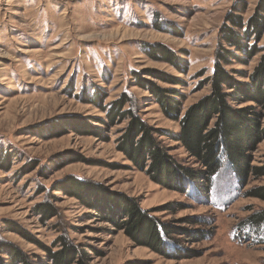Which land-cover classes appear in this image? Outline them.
Returning a JSON list of instances; mask_svg holds the SVG:
<instances>
[{"label": "rangeland", "instance_id": "rangeland-1", "mask_svg": "<svg viewBox=\"0 0 264 264\" xmlns=\"http://www.w3.org/2000/svg\"><path fill=\"white\" fill-rule=\"evenodd\" d=\"M239 1L248 17L258 0H0V264H8L6 244L35 261L44 258L18 229L51 247L64 236L90 256L89 264H264V244L235 232L250 212L264 208L263 199L248 196L264 185V175L239 186L222 167L210 192L165 188L118 151L126 121L102 126L97 107L102 97L106 104L130 93L146 124L164 133L156 137L165 153L200 168L170 137L177 122L143 86L176 88L183 109L207 95L217 30ZM153 44L174 52L177 63L153 57L147 52ZM258 57L226 68L248 73ZM256 109L264 126V106ZM251 156L252 165H264V135ZM71 178L130 197L172 230L193 235H171L177 243L165 255L137 245L72 196ZM43 202L58 214L42 221L36 208Z\"/></svg>", "mask_w": 264, "mask_h": 264}, {"label": "trees", "instance_id": "trees-1", "mask_svg": "<svg viewBox=\"0 0 264 264\" xmlns=\"http://www.w3.org/2000/svg\"><path fill=\"white\" fill-rule=\"evenodd\" d=\"M245 8L243 1L235 3L224 15L217 30L214 66L206 78L210 84L207 95L183 109L184 96L176 88H163L154 83L141 84L163 115L177 122L179 131L170 137L184 147L200 168L181 166L165 153L156 137L164 133L146 124L134 108L136 99L130 93L121 92L115 101L106 104H103V97L97 101V107L104 114L99 119L102 126L110 128L126 121L116 140L118 151L123 152L134 167L145 171L165 188L183 192L199 187L204 192H210L214 177L222 167L233 174L239 186H245L250 176L257 178L264 175V165L251 164V153L264 135V126L260 122L262 115L256 109L264 106V44H259L264 33V0L257 1L248 17L241 14ZM147 47V52L153 57L177 63L174 52L165 46L153 44ZM256 54H259L256 65L248 73L226 68L233 61L246 65ZM178 70L186 72L185 68L178 67ZM133 75L139 79L138 72H133ZM165 81L173 86L182 83L177 78H166ZM248 101L252 104L235 106ZM67 187L72 196H77L88 208L94 209L101 220L111 223L118 230L122 229L135 244L157 253L165 255L164 251H168L169 247L174 250L177 240L171 235H193L186 229L172 230L168 223L151 216L134 199L123 194L106 195L77 178H71ZM248 196L264 200V185L252 189ZM36 209L42 221L58 214L55 207L44 202ZM17 231L27 241L39 246L44 258L35 261L15 244H6L4 252L8 264H89L90 256L64 236H59L57 243L51 247L43 245L25 230ZM235 232L254 244H264V208L250 212L235 226Z\"/></svg>", "mask_w": 264, "mask_h": 264}]
</instances>
